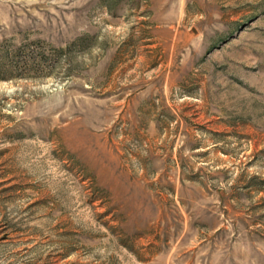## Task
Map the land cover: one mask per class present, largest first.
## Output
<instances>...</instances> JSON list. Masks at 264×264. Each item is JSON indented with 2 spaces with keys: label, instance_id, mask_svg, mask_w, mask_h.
I'll return each mask as SVG.
<instances>
[{
  "label": "rangeland",
  "instance_id": "rangeland-1",
  "mask_svg": "<svg viewBox=\"0 0 264 264\" xmlns=\"http://www.w3.org/2000/svg\"><path fill=\"white\" fill-rule=\"evenodd\" d=\"M0 264H264V0H0Z\"/></svg>",
  "mask_w": 264,
  "mask_h": 264
}]
</instances>
